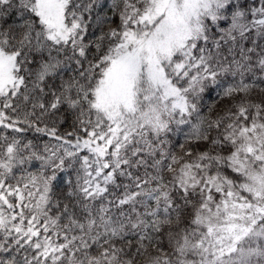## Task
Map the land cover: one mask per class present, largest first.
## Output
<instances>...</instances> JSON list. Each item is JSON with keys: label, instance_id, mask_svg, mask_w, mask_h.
I'll use <instances>...</instances> for the list:
<instances>
[{"label": "snow or ice", "instance_id": "6c2138e0", "mask_svg": "<svg viewBox=\"0 0 264 264\" xmlns=\"http://www.w3.org/2000/svg\"><path fill=\"white\" fill-rule=\"evenodd\" d=\"M0 264H264V0H0Z\"/></svg>", "mask_w": 264, "mask_h": 264}]
</instances>
